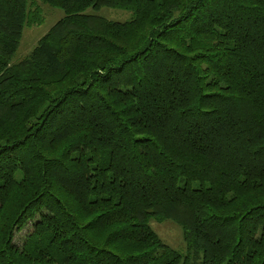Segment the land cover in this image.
Wrapping results in <instances>:
<instances>
[{
	"label": "trees",
	"instance_id": "16d2710c",
	"mask_svg": "<svg viewBox=\"0 0 264 264\" xmlns=\"http://www.w3.org/2000/svg\"><path fill=\"white\" fill-rule=\"evenodd\" d=\"M39 1L12 63L42 17L0 0V264H264V0Z\"/></svg>",
	"mask_w": 264,
	"mask_h": 264
},
{
	"label": "rangeland",
	"instance_id": "374dc122",
	"mask_svg": "<svg viewBox=\"0 0 264 264\" xmlns=\"http://www.w3.org/2000/svg\"><path fill=\"white\" fill-rule=\"evenodd\" d=\"M29 5L32 12H40L38 14L42 17V22L25 26L20 47L12 63H19L27 58L37 46L38 41L65 16L63 10L52 8L39 0H29ZM87 14L104 17L115 22H128L134 17V12L132 10L112 9L107 7H103L99 10L89 9ZM150 225L152 230L160 237L165 245L179 251L183 255L187 254V246L184 241L183 229L181 226L171 220L163 222L152 220ZM26 233L27 230L17 233L15 240L17 245L23 243V238Z\"/></svg>",
	"mask_w": 264,
	"mask_h": 264
}]
</instances>
